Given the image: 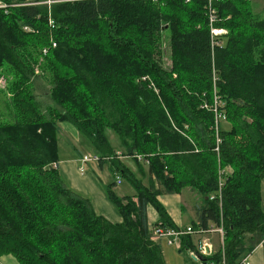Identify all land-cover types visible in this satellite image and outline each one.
Returning a JSON list of instances; mask_svg holds the SVG:
<instances>
[{"label":"trees","instance_id":"1","mask_svg":"<svg viewBox=\"0 0 264 264\" xmlns=\"http://www.w3.org/2000/svg\"><path fill=\"white\" fill-rule=\"evenodd\" d=\"M17 1L30 4L0 11V68L8 65L15 74L10 89L26 96L19 119L0 123V257L13 255L20 264H166L147 209L151 204L160 215L153 227L176 228L157 197L188 186L203 200L193 228L223 224L226 232L223 246L201 257L202 263L241 264L264 238V17L255 16L245 0L216 1L218 15L232 18L217 22L229 33L212 50L207 0ZM141 6L152 20L151 29H144L151 53L162 52V36L169 40V70L137 42ZM31 47L40 55L48 48L46 66L57 72L52 96L67 106L57 119L73 124L95 153L113 156L114 176L120 173L134 188L121 197L113 191L116 181L107 186L121 222L98 214L54 166L58 124L55 112L45 117L30 94V61L39 56ZM214 81L231 124L219 132L220 159L215 112L202 107L213 98ZM107 130L141 170L148 164V184L129 177ZM227 165L232 172L221 199H211L219 193V168ZM28 168L34 189L24 186ZM180 242L196 249L190 235Z\"/></svg>","mask_w":264,"mask_h":264},{"label":"crops","instance_id":"2","mask_svg":"<svg viewBox=\"0 0 264 264\" xmlns=\"http://www.w3.org/2000/svg\"><path fill=\"white\" fill-rule=\"evenodd\" d=\"M74 128L71 129V135L73 136L72 144L74 145L73 155L68 156V158L60 157L58 161V168L62 176L66 179L68 184L76 190L77 192L83 194L91 200V203L95 211L107 217L110 221L118 223L122 221V216L119 213L115 204L109 199L107 193V186L113 181H116L114 176V166L108 162L101 164V162H91L87 164L86 171L81 173L79 171L80 158L84 154L77 151L74 140L78 138V135ZM117 152L122 153V150L116 147ZM77 151V152H76ZM95 153V152H94ZM120 162L128 169L129 177L147 178V184L149 183V175L147 177L141 173L137 164L130 158L121 157ZM120 174V173H119ZM122 178V177H121ZM122 183L114 186V190L119 196L133 195L135 193L132 185L127 181V179H122ZM261 196H262V207L264 209V178L261 180ZM158 200L163 204L171 221L174 223L175 227L178 229H186L187 226H193L194 223L198 224V214L197 210L203 205V200L200 195L197 194L190 187L184 188L179 193H167L164 192L158 195ZM148 219L150 227L154 224L160 222V215L153 205H149L148 209ZM213 226V225H212ZM213 234L216 233H202V234H187L192 236L193 241L196 246L204 238H208L212 242V246L220 245L219 235L217 238L219 240L216 242L213 239ZM163 252L166 264H203L201 260H196L190 254L191 250H186L181 248V242L178 245H171L167 242L166 238H158L157 242ZM249 264H264V238L256 247L249 252ZM0 264H20L19 261L13 255H3L0 257Z\"/></svg>","mask_w":264,"mask_h":264},{"label":"rangeland","instance_id":"3","mask_svg":"<svg viewBox=\"0 0 264 264\" xmlns=\"http://www.w3.org/2000/svg\"><path fill=\"white\" fill-rule=\"evenodd\" d=\"M5 1L15 2V3L18 2L17 0H5ZM47 1H49V0H47ZM23 3H26V2H23ZM17 4H20V3L18 2ZM244 6L249 8V10L251 9L250 11H252L255 16L264 17V0H245ZM137 10H138V16L136 19V28H135L136 29L137 42L145 50V52H147L148 55L153 54L154 58H157L158 60H160V64H161L162 68H165L167 70L171 69L173 66V61L171 58L172 51H171V47L169 44V40L167 38H165V35L162 36V46H161L162 52L161 53H155V52L151 53L150 44H149L148 39H147V33H145L144 29H146L147 32L149 31L148 29H151V27H152L151 21L152 20H151V17L149 15V11L146 8H142V6H141V7H138ZM220 17H221L222 21H225V20L232 18V15H228L226 17H223V16H220ZM228 30H229V28H228ZM164 34H167V33L164 32ZM31 48H33V52L36 54H39V56L37 58L36 63H34V61L33 62L30 61L31 67L33 70V73L31 74L30 80L28 83L29 89H30V94L32 95L33 100L37 104L40 113H42L45 117L49 118L51 113L55 112L53 116L55 118V122L58 124L57 126H58V132H59V141H58L59 154H60L61 159H62V157L68 158V156L73 155L74 150H75L74 145L72 144L73 136L70 134L71 129L74 128L75 130H77V128L69 122L66 123L63 121H59L57 119L58 115H59L58 111L63 110L62 106H64V105L60 104L58 101L56 102L52 96V90H53L52 79L54 77V74H56L57 72H55V70L51 71L46 66V60L47 59H46L44 54L40 55L39 50H36L34 47H31ZM14 75H15L14 72L8 67L7 64L3 65L0 68V123H3L4 121H8V122L17 121L19 119V117L16 113L19 112L18 114H20V112L22 110V106L26 102V96L19 95V94H17L18 92L15 93L14 91H12L10 89L12 81L14 80ZM173 75H175V74H173ZM148 80H151L150 77L148 78ZM150 86H153L154 89L156 90V92L160 93L159 88L154 86L153 82L151 83ZM215 86H213V98H212L211 102H209L208 100L207 101L205 100L204 104L207 105L206 109H208V110H213L216 107L218 108V110H224V108L226 106V101H225V99L222 98L221 94L218 93L219 92L218 84H216ZM25 92H28V91H25ZM18 98H21V102H19ZM64 107L66 108L67 106L65 105ZM224 127L225 128L231 127V124L228 122L227 119L225 121L224 120L221 121V123H220V130H221V128H224ZM76 132H78L77 133L78 138L76 140H74V143L76 145V149H78L77 151H80V153L82 152L83 154L84 153L93 154L95 152L94 147L90 144L89 141H87V137L85 135H83L82 133L80 134V132L78 130ZM107 134H108V137H109V140H110L112 146L114 148L118 147L120 144V139L117 136V134L113 130H107ZM121 155H123V154L121 153ZM123 156L126 158L132 159L136 164L138 163L131 156H128V155H126V156L123 155ZM217 156H218V159H220L219 158L220 157V151H219V154H217ZM103 157H105V156H103ZM103 161L108 162V163L110 162L109 159H105V158L103 159ZM218 161H220V160H218ZM21 165H22V160H19V162H17V170L21 167ZM57 165H58V163H56L55 167H58ZM137 166H138V164H137ZM147 166H148V164L145 163V169L144 170H141V168L138 166L141 173L144 174L145 177L148 176ZM23 171H24V172H22L23 176L25 175V178H28V180H29V181H27V183L24 186H29L31 189H34V187L32 186V181H33L32 176L30 175L31 170H29V168H28V169H24ZM231 172H232V167L229 165H227L225 167H220L219 172H218L219 173V184H220V181L223 184H225L226 177L229 174H231ZM184 178L185 177H180V180H181V182L185 183L187 180H185ZM142 180H143L144 184H147V178L145 180H144V178H142ZM158 185L161 188H165V186H161L160 183H158ZM184 188H186V187H184ZM213 195H216V193H213L211 195V197ZM42 198H44V194L42 195ZM45 199H47V198H45ZM211 199H213V198H211ZM168 228H170V227H168ZM173 229H177V228H173ZM212 233H216V234H213L212 240H215L216 242L218 241V243L220 240V245H222L221 235L218 232H212ZM217 234L219 235V240L217 238L218 237ZM224 237H225V234H224ZM152 239L157 242L158 238H156L155 236L152 235ZM203 240L212 244V242L209 241L208 238H204ZM216 248L217 247L215 246V249ZM215 249L213 248V252ZM247 256H249V255H247ZM98 263H100V262H98Z\"/></svg>","mask_w":264,"mask_h":264},{"label":"built area","instance_id":"4","mask_svg":"<svg viewBox=\"0 0 264 264\" xmlns=\"http://www.w3.org/2000/svg\"><path fill=\"white\" fill-rule=\"evenodd\" d=\"M216 1H227V0H207V4L205 6L209 25H210V36H211L212 50H214V48L217 46H222L224 44V39H225L226 35L229 33L228 28H226L224 26H218L217 25V22H219V20H221V18L218 15V8L216 7ZM17 3L7 2L5 0H0V11H3L5 13H9L13 7L30 4V2L20 3V4H17ZM47 3H48V5L51 4L52 0L47 1ZM51 24H53V21H51ZM24 29L27 31L31 30L28 26H25ZM52 46L53 47L57 46V43L53 40H52ZM42 51H43V54L46 55L48 53V48H43ZM215 85H216V81H214V86ZM206 106L207 105L204 104L202 107H206ZM213 110L215 112L214 131L216 134V145H215L214 151H216L217 154H219L220 144L222 142V138H221L220 133H219L220 132V123H221V121H223V120L225 121L227 119V114H226L225 109L224 110H218V108L216 107ZM116 154H117L118 158L124 157L123 155H121L120 152H117ZM134 157L138 158L139 160L144 159L143 156L139 155V154H136ZM104 158L111 160L114 157L113 156L103 157L97 153L84 154L80 158L79 171L81 173H84L86 170L87 164H89L91 162H101V161H103ZM145 161L147 163H149L147 159H145ZM55 165L56 164H54V166ZM115 178H116V182L118 184L122 183L123 180H122L119 173L115 174ZM223 185L224 184L220 181V184L218 186L219 187L218 195H213L211 198L214 199V198L218 197L219 200L221 199V190H222ZM209 232H218L222 237V246H223L224 234H225V228L223 227V224H221L219 226H210L207 229L200 228V227L199 228H193V226L192 227L187 226V228L184 230L179 229V228L178 229H173V228H168V227L164 228L163 226L152 227L153 236H155L156 238H166L167 242L171 245L180 244L181 238L184 235L202 234V233H209ZM190 254L196 260H201V257L211 256L213 254L212 244L205 241V240H202V241H200L198 246H196V249L191 250ZM205 264H216V263L214 261H206L205 260ZM219 264H226V262H225V260H223ZM241 264H249V256L246 255V257L243 259Z\"/></svg>","mask_w":264,"mask_h":264},{"label":"water","instance_id":"5","mask_svg":"<svg viewBox=\"0 0 264 264\" xmlns=\"http://www.w3.org/2000/svg\"><path fill=\"white\" fill-rule=\"evenodd\" d=\"M201 260H203V259H201ZM203 264H205V261H204V263Z\"/></svg>","mask_w":264,"mask_h":264}]
</instances>
